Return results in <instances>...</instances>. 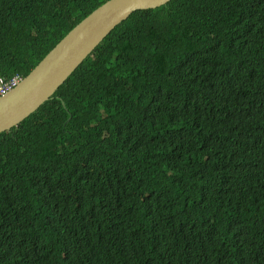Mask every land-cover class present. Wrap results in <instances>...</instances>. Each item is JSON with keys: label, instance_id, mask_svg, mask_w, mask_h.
I'll return each instance as SVG.
<instances>
[{"label": "trees", "instance_id": "1", "mask_svg": "<svg viewBox=\"0 0 264 264\" xmlns=\"http://www.w3.org/2000/svg\"><path fill=\"white\" fill-rule=\"evenodd\" d=\"M106 1L0 0V77ZM0 264H264V0L134 11L0 134Z\"/></svg>", "mask_w": 264, "mask_h": 264}, {"label": "water", "instance_id": "2", "mask_svg": "<svg viewBox=\"0 0 264 264\" xmlns=\"http://www.w3.org/2000/svg\"><path fill=\"white\" fill-rule=\"evenodd\" d=\"M171 0H108L74 26L25 76L0 97V133L17 127L49 101L103 39L134 11L152 10Z\"/></svg>", "mask_w": 264, "mask_h": 264}, {"label": "built area", "instance_id": "3", "mask_svg": "<svg viewBox=\"0 0 264 264\" xmlns=\"http://www.w3.org/2000/svg\"><path fill=\"white\" fill-rule=\"evenodd\" d=\"M20 81L18 74L11 77L9 80L0 78V96L13 89Z\"/></svg>", "mask_w": 264, "mask_h": 264}, {"label": "clouds", "instance_id": "4", "mask_svg": "<svg viewBox=\"0 0 264 264\" xmlns=\"http://www.w3.org/2000/svg\"><path fill=\"white\" fill-rule=\"evenodd\" d=\"M96 9H97V8H96ZM150 10H151V9H150ZM152 10H153V9H152ZM92 12H93V11H92ZM132 13H133V12H132ZM132 13H131V14H132ZM131 14H130V15H131ZM130 15H129V16H130ZM129 16H128V17H129ZM86 17H87V16H86ZM128 17H127V18H128ZM125 20H126V19H125ZM125 20H124V21H125ZM120 24H121V23H120ZM120 24H119V25H120ZM116 27H117V26H116ZM113 30H114V29H113ZM113 30H112V31H113ZM110 33H111V32H110ZM110 33H109V34H110ZM109 34H108V35H109ZM47 54H48V53H47ZM47 54H46V55H47ZM46 55H45V56H46ZM15 75H16V74H15ZM13 76H14V75H13ZM13 76H12V77H13ZM18 76L20 77V81H19V83H18L16 86H18V85L20 84V82L22 81V79H23V77L20 76L19 74H18ZM0 78H2V77H0ZM3 79H4V78H3ZM9 79H10V78H9ZM9 79H4V80H9ZM16 86H15V87H16ZM15 87H14V88H15ZM14 88H13V89H14ZM11 90H12V89H11ZM8 92H9V91H8ZM8 92H7V93H8ZM5 94H6V93H5ZM5 94H3V95H5ZM3 95H1V96H3ZM1 96H0V97H1ZM10 130H11V129H10ZM10 130H9V131H10ZM6 132H7V131H6ZM3 133H4V132H3ZM0 134H2V133H0Z\"/></svg>", "mask_w": 264, "mask_h": 264}]
</instances>
